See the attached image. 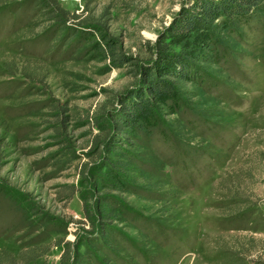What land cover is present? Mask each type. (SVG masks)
I'll list each match as a JSON object with an SVG mask.
<instances>
[{
  "label": "rangeland",
  "instance_id": "374dc122",
  "mask_svg": "<svg viewBox=\"0 0 264 264\" xmlns=\"http://www.w3.org/2000/svg\"><path fill=\"white\" fill-rule=\"evenodd\" d=\"M221 1L58 0L71 35L38 0H0V250L16 264H264V1L198 15ZM182 62L149 93L154 67Z\"/></svg>",
  "mask_w": 264,
  "mask_h": 264
},
{
  "label": "trees",
  "instance_id": "16d2710c",
  "mask_svg": "<svg viewBox=\"0 0 264 264\" xmlns=\"http://www.w3.org/2000/svg\"><path fill=\"white\" fill-rule=\"evenodd\" d=\"M264 0H222L221 2L217 3L216 5L210 4L205 5V7L199 12L200 17H204V19L209 18L213 20L214 17L217 16H225L229 17L230 19H233V17H238V16H243L247 13V11L251 7H256L259 5L261 2ZM38 4L42 7L44 10V13L47 14V17L52 20L53 23L59 26L61 30H66L68 31L69 34L73 35L76 31H78L74 23V20L77 19L78 16L70 13L69 10L64 9L60 7L58 0H38ZM201 9V7H200ZM215 15V16H214ZM185 24V23H184ZM193 26V25H192ZM192 26H190L192 28ZM187 27V26H186ZM190 28V29H191ZM94 31H99V30H94ZM96 44L98 45V48L101 50V52L105 55V57H108L111 61H115V57L119 60L121 63L126 59V56L121 54L118 51V48H116V45L113 44V41H110L107 39L103 33L99 34V39L96 41ZM118 55H117V54ZM180 66V70L177 71H172L171 70H160L159 68L154 70L156 67L153 68V70L147 74L146 76V86L148 87L149 93L153 94L154 96H158L160 94H169L172 89L173 85L170 80L165 79L164 76L167 77H175V78H184L186 76L185 72V64L182 63H177ZM162 84V85H161ZM147 98H138L137 99V106L136 108L132 107L134 111H137L142 107V105H145V103H149V100ZM129 108L126 107V110ZM137 109V110H136ZM131 112V111H129ZM1 141V139H0ZM2 157V152H1V143H0V162ZM228 182V184L225 188L226 192L230 193L232 187H237V175L235 176L232 173H228L222 180L221 183ZM227 194V193H226ZM236 199H239V197L234 198L233 200H230L231 202L236 203ZM220 236H218L217 239H219ZM253 239V238H251ZM220 249L222 250V253L224 256H231V253L229 250H227L225 247H221ZM18 259L15 258L9 251L7 250H0V264L1 262H8L11 263L13 262L14 264L18 263ZM260 264V263H257Z\"/></svg>",
  "mask_w": 264,
  "mask_h": 264
}]
</instances>
